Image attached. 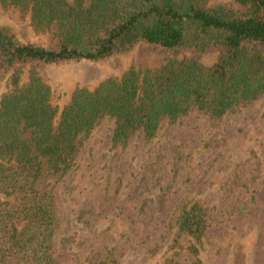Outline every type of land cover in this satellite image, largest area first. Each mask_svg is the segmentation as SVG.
Wrapping results in <instances>:
<instances>
[{"label":"trees","instance_id":"1","mask_svg":"<svg viewBox=\"0 0 264 264\" xmlns=\"http://www.w3.org/2000/svg\"><path fill=\"white\" fill-rule=\"evenodd\" d=\"M0 8L56 41L53 49L25 43L0 23V264H60L48 179L76 167L101 120L112 122L111 143L123 148L190 112L219 119L264 97V0H0ZM140 44L164 51L162 65L130 67L93 88L76 87L61 109L53 105L40 65L104 63ZM207 218L200 200L185 206L171 245L203 243Z\"/></svg>","mask_w":264,"mask_h":264},{"label":"rangeland","instance_id":"2","mask_svg":"<svg viewBox=\"0 0 264 264\" xmlns=\"http://www.w3.org/2000/svg\"><path fill=\"white\" fill-rule=\"evenodd\" d=\"M0 23L25 43L56 46L12 9L0 8ZM165 57L140 44L104 63L40 65L38 72L61 109L76 87L93 88L133 66L159 67ZM5 90L0 85V95ZM112 128L101 120L82 142L76 167L48 179L60 264L107 256L116 264H264V97L219 119L190 112L164 123L152 140L136 134L123 148L112 145ZM194 200L208 217L203 243L185 239L173 247L176 220Z\"/></svg>","mask_w":264,"mask_h":264}]
</instances>
